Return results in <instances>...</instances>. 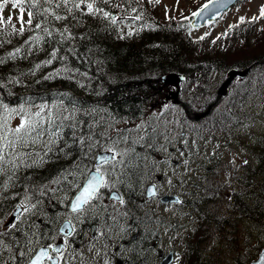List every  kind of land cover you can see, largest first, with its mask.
<instances>
[{"label": "trees", "instance_id": "trees-1", "mask_svg": "<svg viewBox=\"0 0 264 264\" xmlns=\"http://www.w3.org/2000/svg\"><path fill=\"white\" fill-rule=\"evenodd\" d=\"M116 4H120V8L114 7ZM96 6L117 15L122 22L111 25L99 16L88 15L86 10L76 9L73 10V19V15L59 8L57 13L67 15L68 19L54 21L51 16L47 18V26L53 31L51 37L40 29L32 30L37 20L43 19L39 16L35 17L32 26H25L22 33H7L0 29V59L4 60L0 63V126L8 116L21 114L18 111L20 107L27 112L26 115L34 107H39L40 115L32 121L31 118L27 120L31 121L29 126L35 121L42 122L40 139L45 142L41 155L29 156L26 147H19L15 164L4 162L2 165L4 171L0 172V185L5 187V193L0 199V232L6 234L0 236V240L7 245V248L0 247L3 259L8 249L15 247V241L27 239V229L22 232L24 226H19L16 239V229L4 227L16 203L24 198L30 202L43 199L46 205L48 200L41 197L46 196L42 191L46 184L73 165L83 167L86 173L94 165L95 156L103 145L99 139H92L94 134L108 132L110 125L119 122L143 119L150 103L158 96L162 74L179 72L209 83L210 75L216 70L223 73L222 81L230 66H251L244 79L248 89L256 70L264 69V31L257 30L255 22H249L233 33L234 37L245 39L236 52L227 48L210 53L204 47H198L192 39L186 19H161L152 3L132 0L129 4L125 0H111L108 4L97 2ZM43 7L48 5H42L41 10ZM131 8H136L137 13H131ZM30 9L35 16L36 9ZM137 14L142 19L132 20L131 16ZM65 27L70 31L71 39L62 40L59 32L55 31H63ZM36 35L43 37L38 43L30 40ZM17 48L21 51L15 58L9 57L8 53L15 52ZM53 50H57L56 59L51 64H44L51 59ZM211 93L213 90L206 96ZM216 130L217 127L204 126L203 122L197 126L196 141L209 134L218 138L224 133L221 129ZM46 132L48 134L44 137ZM262 138L256 153L261 164L256 172L257 175L260 173V179H263L260 184L264 188V136ZM249 151L254 153V147ZM199 154H203L202 147L196 144L197 160ZM196 187L202 191L201 197L207 198V204L205 207L202 198H195L190 203L191 212L192 206L198 209L193 227L183 240L179 264H222L218 248L210 242L213 233L209 227L216 218L213 213L214 206H219L220 186L212 182L196 184ZM186 203L183 199L178 206H187ZM48 204L51 208L60 205L55 195ZM237 206L241 207L234 209L237 212L261 221L260 250L264 245V194L249 187L247 194L238 196ZM56 215L53 213L52 217ZM48 221L44 218L40 228ZM147 238L148 235L146 243L150 245ZM146 249L149 250V246ZM147 261L153 264L150 259Z\"/></svg>", "mask_w": 264, "mask_h": 264}, {"label": "rangeland", "instance_id": "rangeland-1", "mask_svg": "<svg viewBox=\"0 0 264 264\" xmlns=\"http://www.w3.org/2000/svg\"><path fill=\"white\" fill-rule=\"evenodd\" d=\"M148 1L158 6L160 17L181 18L195 11L207 0H159V3H156L155 0ZM263 3L264 0H242L217 22L206 24L201 28H193L192 34L200 39L204 36L208 38L206 41L207 50L228 47L231 42H226L220 36L225 35L228 28L241 21V18L249 20L256 17L260 26L264 28V18L260 16ZM0 4H5V0H0ZM20 15L19 6L13 7V0H7L5 6L0 9V27L5 24L9 25L10 28H7L6 31L14 30L13 25H15V28H20ZM23 17L27 21L26 9H24ZM261 31H264V29H261ZM241 43L242 41L238 40L235 45L239 47ZM237 47L233 48L234 52L238 49ZM239 53L240 50H238ZM221 77H223V73L217 70L213 73L209 83L203 82L196 85L190 84L188 80L183 84L185 95L193 97L192 103L200 107L205 100L204 94L210 90L209 87L216 86ZM231 96L232 98L222 100L219 108H216L213 112V114L218 113L226 116L229 125H232L231 129L223 135H218L216 141L213 137L207 139L202 148V156L201 154L197 156V158L199 157L198 160L193 150V141L191 147H187L185 151H179L177 148L181 142L186 144L187 138H191L192 135L188 133L184 138L174 139L176 127H179L181 118L177 109L171 105L172 102L168 105L155 106L141 120L125 122L115 126L111 125L112 133L108 138H103L100 141L106 149H115L114 153H120L121 155L117 157L114 171L112 161L100 166L101 171L106 174V182L112 185L111 188L105 187V191L108 190V193H110L111 190L115 189L124 192V203L121 204L110 197L104 198L102 194H99L97 199H94L82 211L77 213H67L65 215L64 208L61 205L50 208L48 202L51 201L54 195L50 194L48 190L53 188L55 193L57 191L61 192L59 184L64 185L65 182L79 186L76 178L80 177L79 173L83 175V171L78 166L73 167L66 172V175L46 184L45 188L42 189L46 196L41 197H46L48 200L46 205L43 203V199L35 201L32 204H35L36 207L21 215L25 227L22 232L26 229L27 231L32 230L24 241H15V247L4 254V259L8 260L9 256H15V259L9 261V264L25 263L28 260L20 257L19 252L28 253L29 249L35 251L38 245L41 244L42 239H49L52 235L49 243L52 240L54 242L64 241L63 258L59 261V264H118L119 259L127 258L126 253L131 254V246H135L134 243L132 244L131 237L137 231L132 226L131 217L128 214L135 204H130L128 210L125 205L126 192H131V197L134 198L139 194L137 187L139 185L143 186L144 192H146L147 185L152 180L158 184L160 192H176L184 200L190 202L195 198L197 200L202 198L205 207L207 198L205 196L201 197L202 191L198 190L196 184L205 185L214 182L216 186L219 185L222 193L218 197L219 206H214L213 214L216 216V218H213L214 223L211 222L209 225V227H212L213 233L210 242L218 248L222 264H245L249 257L259 252L262 244L260 242L262 223L255 220L254 217L248 218L234 209L241 208L237 206V198L239 195L247 194L249 187L264 194V188L260 184V180L263 179H260V173L257 175L256 172V168L261 164L256 153L259 150L258 147H260L259 141L260 139L262 141L264 136V69L255 72L249 82L248 89L245 80H238L231 89ZM59 108L64 111L63 108ZM19 110L21 114L8 116L6 122L0 126V135L5 133L7 135V139L0 140V149H2V153L7 160L5 163L8 164H10L9 161L15 164V156L19 154V147H26L29 156H39L43 153L45 142L40 139L42 134L39 130L42 122L35 121L26 128L25 132L19 134L9 131V129H15L19 126L22 123V118L26 120L31 118L32 121L37 117L36 113H39V107H34L28 111V115H26V111L21 110V107ZM208 124L215 126L212 118H210ZM47 134L46 132L44 137ZM98 134H94L92 138L94 141H98L100 137L105 136L102 132L101 135L99 132ZM10 141L11 143H9ZM221 143L222 146L217 149ZM4 145L8 146L5 147ZM252 146L255 150L254 153L249 151ZM218 160L219 166L216 167ZM137 169L138 172L134 176ZM129 188L131 189L126 191ZM4 193L5 187L0 185V199L4 196ZM56 197L63 204H66L70 201L72 194L65 193ZM99 201L101 202L99 203ZM133 201H136V199L130 200V202ZM29 205L31 204H23V209ZM149 209L151 215H154L146 216ZM197 209L192 206L193 213L191 212V205L182 207L162 205L157 199H153V202L148 206V210L140 209L141 213L144 214L140 215L145 219L143 228L149 227L150 238L160 237L155 232L156 229H159L156 231L162 235L160 242H153L149 246L148 259L153 264L156 260L159 261L160 250L163 252L174 250L176 258L173 264L180 263L179 253L182 252L183 240L187 231L193 227V219L194 215L196 217ZM124 210H128V213ZM205 210L207 209L205 208ZM53 213H59L60 217L64 216L61 221L66 217L72 220L75 229L66 239L63 234H59V232L56 234L57 230L54 231L56 226L54 227L51 221ZM248 213L251 214V211L249 210ZM103 214L108 222L99 224V228L94 238H92L90 229L84 226L86 219L100 217ZM253 215L257 214L253 213ZM134 216L137 218V215L134 214ZM39 217L49 218V222L43 231L39 229L36 223ZM132 228L134 229L132 230ZM17 236L16 231L15 239ZM80 236H83V238H80Z\"/></svg>", "mask_w": 264, "mask_h": 264}, {"label": "snow or ice", "instance_id": "snow-or-ice-1", "mask_svg": "<svg viewBox=\"0 0 264 264\" xmlns=\"http://www.w3.org/2000/svg\"><path fill=\"white\" fill-rule=\"evenodd\" d=\"M27 4L29 5L30 8L36 9V13L35 16L33 14L32 11H28L27 15H28V19L27 21L24 20L23 14H24V7L21 5V0H13V7H17L18 5H21L19 7V11L21 13L19 19L21 22V27L19 29L15 28V25H13V29L14 31H18L20 33H22L23 31H25L24 28V24H27L29 26L33 25V20L35 19V17L39 16V17H43V19L37 20V22L34 25V29H40L42 30L47 36L51 37L53 35V31L49 30L48 28V17L51 16L52 20L54 21H64L68 19L67 15H60L57 13L56 9L59 8H64V10L69 14V15H73V10H84L86 9V13L88 15H91L93 17L99 16L101 19H105L107 20L111 25H116L118 22H122V19L120 17H118L117 15L112 14L111 12L105 11L103 8L96 6L97 2L102 3V4H108L111 2V0H26ZM126 3H131L132 0H125ZM137 2H139V0H137ZM156 3H159V0H155ZM7 3V0H5V4ZM5 4H0V9H2ZM48 5V7H43L41 10V6L42 5ZM71 5V6H69ZM82 6H84V8L82 9ZM114 7L116 8H120V4H116L114 5ZM205 7H207V5H205ZM137 9L136 8H131L130 12L131 13H137ZM193 16L199 15L198 12H193L192 13ZM260 16L264 17V7L261 8L260 10ZM73 19H75V16L73 15ZM131 19L134 21H139L142 19V16L137 14V15H133L131 16ZM256 17H253V20H256ZM241 20H243V18H241ZM129 27L131 28V25H129ZM55 31L59 32V35L61 37L62 40L64 39H71V33L69 31V29L67 27H65L63 29V31H60L59 29H56ZM67 34V35H65ZM129 34H132L131 32ZM43 39L42 36L40 35H36V36H32L30 37V40L34 41V42H39ZM201 39H203V37H201ZM21 50L19 48H17L15 50V52H10L8 53V56L11 58H15V56L20 52ZM51 59H48L46 61H44V64H51L53 62L54 59H56L57 56V50H53L50 54ZM0 63H4L3 59H0ZM37 68L40 67V65H36ZM59 73L57 72V75ZM51 78V77H49ZM6 108V106H5ZM13 112H15L16 110L13 109ZM40 113H36V116H39ZM31 124V121H28L26 119L22 118V123L17 126L15 129H9V131L15 133V134H19L22 132H25L26 128ZM7 139V135L6 133L4 135H0V140H5ZM11 143V141L9 142ZM81 143H83V141L81 140ZM5 147H7L8 145H4ZM93 147H95V145H92ZM107 151L110 152H115V149H106ZM120 153H116L115 155L111 156V157H101V164L104 163H108L109 159L113 162V171L115 170V162L117 161V157L120 156ZM5 162V157L2 153V149H0V172H3L4 169L2 167L3 163ZM9 163H11V161H9ZM245 163H247V161H245ZM105 173L101 171V166L97 165L95 167V174L91 176V178L87 181L86 185L83 187L82 191L80 192V194L76 197L75 199V203L72 204V210L76 211L80 208L81 204H85L88 203L92 198H94L96 196V193L99 191L100 187L103 185L104 187H108L111 188L112 185H109L106 180H105ZM151 195H155V188H153L151 190ZM27 199V198H26ZM116 199L119 200V203L123 204L124 200L122 197L117 196ZM36 205L35 204H31L29 206L24 207V212H28L30 211L32 208H35ZM23 213H21L22 215ZM16 220L20 219V216H16L15 217ZM0 223H2V221H0ZM17 225L15 222L11 223L9 225V228L11 229H16ZM6 233L4 232H0V236L5 235ZM69 235H71V232H69ZM66 239V237H65ZM30 242V241H29ZM0 247L2 248H7V245L4 244L3 240H0ZM48 248H53L58 255L54 258L52 256L49 255L48 251L46 248H41L40 251L38 252V254L31 259L30 261H28V264H40L41 260L44 257H47L49 260L52 261V264H59V261L63 258L62 257V249L57 248L54 245H48ZM8 251H11V249L9 248ZM32 249H29V252H31ZM28 253L21 251L19 252V256L20 257H25L27 256ZM15 259V256H9L8 260L3 259L2 256H0V264H9V261H13ZM260 264H264V257H261V261Z\"/></svg>", "mask_w": 264, "mask_h": 264}, {"label": "water", "instance_id": "water-1", "mask_svg": "<svg viewBox=\"0 0 264 264\" xmlns=\"http://www.w3.org/2000/svg\"><path fill=\"white\" fill-rule=\"evenodd\" d=\"M234 2H235V0H210L206 4L207 7H205V5H204L201 9L197 10V12L199 13V15L194 16L193 24L194 25H200V24H203L206 20H210V19H214V18L218 17L219 15H221V13L225 9H227L229 6H231ZM246 72H247V69H245V70H239L237 68H232L229 71L228 78L223 82V84L219 88V95H226L227 92H228V86L233 81V79L235 78V76L236 75L244 76L246 74ZM177 77L178 78H183L181 75H177L175 73H170V74H166V75L163 76V81L164 82L173 83V82L176 81V78ZM208 111H206L205 113H203V114H201V115H199L197 117H201V116L206 115L208 113ZM111 156H112V153H110V152H102V153H100L98 155L97 162H101V160H100L101 157H111ZM94 174H95V171L91 172L90 175H89V178L87 179V181ZM87 181L85 182L84 186L86 185ZM83 187H82V189H83ZM153 188H155L154 185H150L148 187V195H151L150 193H151V190ZM82 189L76 194V196L72 200V202H71V208H72V204L75 203L76 197L80 194V192L82 191ZM161 200L164 201V202H167V201H179V197L176 196V195H174V194H166V195L162 196ZM82 206H83V204H81L80 208ZM18 212H19V208L16 210V213H18ZM42 248H46L47 251L49 249L47 247H42ZM40 249L37 251V254L40 251ZM261 257H264V248H263V250L260 253L259 259L254 260L250 264H260ZM172 259H173V253L170 252L169 254H167L164 257V259L161 261V264H170V262L172 261Z\"/></svg>", "mask_w": 264, "mask_h": 264}, {"label": "bare ground", "instance_id": "bare-ground-1", "mask_svg": "<svg viewBox=\"0 0 264 264\" xmlns=\"http://www.w3.org/2000/svg\"><path fill=\"white\" fill-rule=\"evenodd\" d=\"M210 118L213 119L214 123L219 128H224V126L229 125V121H228L227 117L222 115V114L214 113L211 115Z\"/></svg>", "mask_w": 264, "mask_h": 264}, {"label": "flooded vegetation", "instance_id": "flooded-vegetation-1", "mask_svg": "<svg viewBox=\"0 0 264 264\" xmlns=\"http://www.w3.org/2000/svg\"><path fill=\"white\" fill-rule=\"evenodd\" d=\"M179 97H181L182 95H181V86H180V89H179ZM179 105H182V107L185 109V108H187V105H186V103L184 104V101H180L179 103H178ZM184 104V105H183ZM135 227H138L137 225H135ZM121 262H122V260H120Z\"/></svg>", "mask_w": 264, "mask_h": 264}]
</instances>
